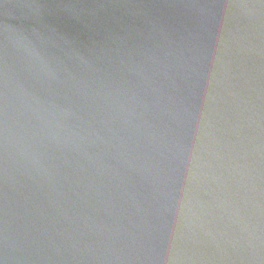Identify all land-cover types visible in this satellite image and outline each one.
<instances>
[{"label": "water", "instance_id": "water-1", "mask_svg": "<svg viewBox=\"0 0 264 264\" xmlns=\"http://www.w3.org/2000/svg\"><path fill=\"white\" fill-rule=\"evenodd\" d=\"M4 264H264V0H0Z\"/></svg>", "mask_w": 264, "mask_h": 264}, {"label": "snow or ice", "instance_id": "snow-or-ice-1", "mask_svg": "<svg viewBox=\"0 0 264 264\" xmlns=\"http://www.w3.org/2000/svg\"><path fill=\"white\" fill-rule=\"evenodd\" d=\"M0 264H4V259L0 258Z\"/></svg>", "mask_w": 264, "mask_h": 264}]
</instances>
